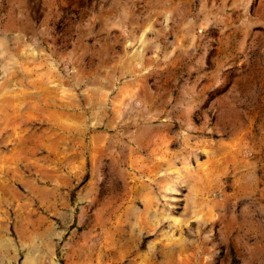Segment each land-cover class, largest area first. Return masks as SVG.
Instances as JSON below:
<instances>
[{
  "label": "rangeland",
  "instance_id": "rangeland-1",
  "mask_svg": "<svg viewBox=\"0 0 264 264\" xmlns=\"http://www.w3.org/2000/svg\"><path fill=\"white\" fill-rule=\"evenodd\" d=\"M0 180V264H264V0H0Z\"/></svg>",
  "mask_w": 264,
  "mask_h": 264
},
{
  "label": "crops",
  "instance_id": "crops-1",
  "mask_svg": "<svg viewBox=\"0 0 264 264\" xmlns=\"http://www.w3.org/2000/svg\"><path fill=\"white\" fill-rule=\"evenodd\" d=\"M2 181H3V180H2ZM2 181L0 180V182H2ZM14 191H15L16 195H18V196L20 195V192H18V190H15V189H14ZM1 192H2V191H1Z\"/></svg>",
  "mask_w": 264,
  "mask_h": 264
}]
</instances>
